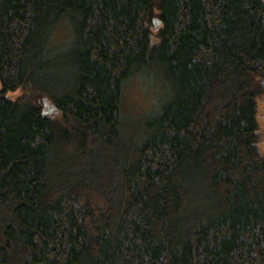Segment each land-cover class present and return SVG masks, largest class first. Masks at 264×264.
<instances>
[{"label":"trees","instance_id":"obj_1","mask_svg":"<svg viewBox=\"0 0 264 264\" xmlns=\"http://www.w3.org/2000/svg\"><path fill=\"white\" fill-rule=\"evenodd\" d=\"M261 101L264 0H0V264H264Z\"/></svg>","mask_w":264,"mask_h":264},{"label":"rangeland","instance_id":"obj_2","mask_svg":"<svg viewBox=\"0 0 264 264\" xmlns=\"http://www.w3.org/2000/svg\"><path fill=\"white\" fill-rule=\"evenodd\" d=\"M69 34L68 28L64 22H61L54 30V41H62ZM162 88L152 77L138 74L133 79H129L123 88V108L125 115L130 116L138 114L151 108L157 98L162 94ZM14 96L15 93L8 92ZM258 121L261 130L259 134L262 137L259 143L260 150L264 153V101L260 102Z\"/></svg>","mask_w":264,"mask_h":264}]
</instances>
